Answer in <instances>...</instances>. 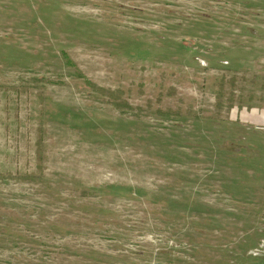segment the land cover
Wrapping results in <instances>:
<instances>
[{"label":"rangeland","instance_id":"rangeland-1","mask_svg":"<svg viewBox=\"0 0 264 264\" xmlns=\"http://www.w3.org/2000/svg\"><path fill=\"white\" fill-rule=\"evenodd\" d=\"M0 264H264V0H0Z\"/></svg>","mask_w":264,"mask_h":264}]
</instances>
